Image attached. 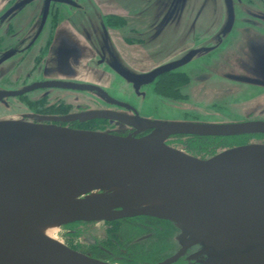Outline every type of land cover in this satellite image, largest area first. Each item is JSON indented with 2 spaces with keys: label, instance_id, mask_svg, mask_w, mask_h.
<instances>
[{
  "label": "water",
  "instance_id": "1",
  "mask_svg": "<svg viewBox=\"0 0 264 264\" xmlns=\"http://www.w3.org/2000/svg\"><path fill=\"white\" fill-rule=\"evenodd\" d=\"M175 67L142 75L114 71L137 89ZM38 88L94 92L125 106L99 87L59 81L3 95ZM37 119L0 120V264H108L69 249L53 234L77 221L136 216L170 222L178 231L177 256L197 247L196 264H264V144L225 149L208 159L165 144L175 134H264V122L204 124L137 114L121 120L107 110ZM43 119H118L151 132L118 136L42 124Z\"/></svg>",
  "mask_w": 264,
  "mask_h": 264
},
{
  "label": "rangeland",
  "instance_id": "2",
  "mask_svg": "<svg viewBox=\"0 0 264 264\" xmlns=\"http://www.w3.org/2000/svg\"><path fill=\"white\" fill-rule=\"evenodd\" d=\"M5 1L0 0V7ZM182 1L185 3L186 0ZM64 2L68 3L54 5L48 0L8 1L5 10L0 13V51L14 47L23 48L26 45L31 47L25 53L19 54L1 52L2 85L17 87L32 78L60 77L61 74L50 73V70L57 71L62 68L69 73L70 79L102 85L113 96L135 103L142 114L154 117L187 116L203 120H244L248 116L264 115L262 113L264 103L262 105L260 103L263 99L262 93H251L249 91L254 88L245 85H232L222 79H207L205 74L200 84L191 79L185 96L173 100L168 94L159 92L157 94V90L153 92L151 87L135 89L114 71L116 67L120 71L130 73L137 69L146 70L150 68L149 66L173 59V56L178 55L184 47V44L173 43L172 46H168L164 39L155 41L150 32L148 33L146 25L159 21L153 0H64ZM189 5L194 12L188 19H184L185 22H191L195 18L197 23L221 24L222 35L229 31L232 23L238 24L237 28H243L245 23H264V0H192ZM102 26L106 35V40L102 42L104 51H109L115 58L109 65L96 61V54L99 56L102 51L81 35L83 30L92 32L94 27ZM48 29L51 30V40L45 47ZM33 35H37L35 41H31ZM230 39L228 36L222 39L217 55L220 57L236 55L240 62L239 64L237 62V65L244 69L243 62L247 61L244 41L238 39L234 48L229 47ZM35 54H38L36 60L33 58ZM217 55L215 59L202 57L188 70H204L209 73L212 70V60H217ZM183 63L185 62L174 63L172 66L178 67ZM252 74H255L254 69ZM138 92L143 97L138 98ZM42 97H44L42 105L29 106L30 102H37ZM95 99L89 94L35 92L22 99L10 100L6 108L0 105V120L20 119L24 114L40 107L56 104L57 100L60 104H69L70 107L82 103L94 108ZM54 237L58 240L57 232L54 233Z\"/></svg>",
  "mask_w": 264,
  "mask_h": 264
},
{
  "label": "flooded vegetation",
  "instance_id": "3",
  "mask_svg": "<svg viewBox=\"0 0 264 264\" xmlns=\"http://www.w3.org/2000/svg\"><path fill=\"white\" fill-rule=\"evenodd\" d=\"M8 1L10 0H6L0 7V13L5 10ZM153 1L159 21H155L151 25H146L145 28H147L148 33L150 32L155 41L164 39L168 46L173 43L180 45L184 44V47L179 51L178 55L173 56V59L149 66L150 68L146 70H133L132 73L136 75L148 74L161 67L172 66L174 63H185L156 76L151 82L139 86L140 89L151 87L153 92L157 90V94L158 92L159 94L165 93V95H170V97H172L171 99L179 100L181 97L185 96V90L189 88L188 85L191 79L196 80L195 82L200 84L201 78L207 74L205 77L207 79H222L225 82H230L232 85L240 84L254 88L249 92H253L254 94L262 93L261 96L263 99L260 103L261 105L264 103V23H245L243 24V28H237L236 26H238V24L232 23L229 31L223 34V36L221 34L223 30L221 24L197 23L194 17H192V19H194L191 22L184 21L185 18L188 19V16H191L194 12L192 6L189 5L192 0H186L185 3L182 0ZM50 2L54 5L60 4L59 2ZM196 13L197 12H195L194 15H196ZM103 25L105 26V22ZM50 31L51 30L48 29V34L44 43L45 47L51 40ZM83 31L81 35L86 37L93 46L95 45V48L98 47V49L102 51V54H99V56L96 54V61L105 65H109L113 62L115 59L114 56L109 53V51L105 52L104 46L102 45V42L106 40L103 26L94 27L93 33L90 31L89 33L86 30ZM227 36L231 38L229 47L234 46L235 48L236 45L234 44L238 39L239 41H244L247 56V61L243 62L244 69H240V66L237 65L239 60L236 58V55H229L228 57H220V55H217L221 42L223 41L222 39ZM36 38L37 35H33L31 41H35ZM27 46L28 45L16 49H14V47L2 51L17 52L18 54L25 53L28 51V48L31 47ZM2 51H0V55ZM37 51L39 53V50ZM216 55L217 60H212V70L209 73L204 70H188L192 64L200 61L202 57L215 59ZM33 58L36 60L38 54H35ZM239 63L240 62H238V64ZM253 69L255 70V74H252ZM1 70L2 68L0 69V76L2 75ZM6 71L8 72V69ZM50 73H58L61 75H59L60 77L42 76L41 78H32L30 80H25L24 83H21L17 87H5L0 83V105L6 108L10 100L22 99L35 92L59 91L71 94L92 95L96 98L94 100L95 104H93L94 108L87 107L82 103L74 105L75 107H70L69 104L63 105L57 100L56 104H48L43 108L40 107L35 111L24 114L22 119L24 121L37 123L39 122L37 118H64L67 116H78L89 110H107L117 114L121 120L137 114L141 118L151 120L204 124L264 122V115L254 117L248 116L244 120H203V118L200 119L187 116L178 118L154 117L150 114H142L135 103L113 96L102 85L95 84V82H81L70 79L69 73L63 71L62 68L61 70L57 69V71L50 70ZM28 76L29 74H27V77ZM52 81L99 87L111 99L125 106L121 107L107 103L106 100L97 97L94 92L61 88H38L15 97L3 95L5 93L18 92L31 85ZM139 97L143 96L139 93L138 98ZM43 98L44 97L37 102H32L33 104L30 102L29 106L31 107L35 104L42 105L44 101ZM262 113L264 114V112ZM40 123L66 127L73 130L104 131L118 136L142 137L151 132L150 129L138 131L134 127L122 123L118 119H73L65 122L61 120L52 121L43 119ZM250 141H260L264 144V134L225 137L175 134L167 137L165 144L171 148L183 151L190 156L208 159L225 149L243 146ZM177 236L178 231L170 222L147 216L117 218L112 221H77L61 226L57 232V238L69 249L86 257L108 264H196L193 256L198 252L197 247H191L185 250L182 255L177 256L181 249L177 242Z\"/></svg>",
  "mask_w": 264,
  "mask_h": 264
},
{
  "label": "bare ground",
  "instance_id": "4",
  "mask_svg": "<svg viewBox=\"0 0 264 264\" xmlns=\"http://www.w3.org/2000/svg\"><path fill=\"white\" fill-rule=\"evenodd\" d=\"M53 232H54V231H53V229L47 230V235H49V236H50V235H52V234H53ZM53 237H54V234H53ZM54 238H55V237H54Z\"/></svg>",
  "mask_w": 264,
  "mask_h": 264
}]
</instances>
